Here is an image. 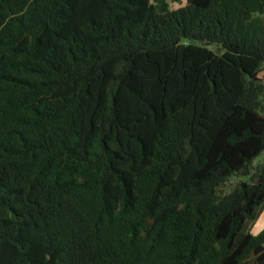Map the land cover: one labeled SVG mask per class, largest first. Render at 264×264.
Masks as SVG:
<instances>
[{
  "label": "trees",
  "instance_id": "obj_1",
  "mask_svg": "<svg viewBox=\"0 0 264 264\" xmlns=\"http://www.w3.org/2000/svg\"><path fill=\"white\" fill-rule=\"evenodd\" d=\"M264 0H0V264H264Z\"/></svg>",
  "mask_w": 264,
  "mask_h": 264
},
{
  "label": "crops",
  "instance_id": "obj_2",
  "mask_svg": "<svg viewBox=\"0 0 264 264\" xmlns=\"http://www.w3.org/2000/svg\"><path fill=\"white\" fill-rule=\"evenodd\" d=\"M264 210L262 211V213H261V215H260V217H259V219L257 220V225H256V223H255V225H254V229H252V231H255L256 230V232L255 233H258V232H260L263 228H264ZM263 218V219H262Z\"/></svg>",
  "mask_w": 264,
  "mask_h": 264
},
{
  "label": "rangeland",
  "instance_id": "obj_3",
  "mask_svg": "<svg viewBox=\"0 0 264 264\" xmlns=\"http://www.w3.org/2000/svg\"><path fill=\"white\" fill-rule=\"evenodd\" d=\"M262 16L264 17V13L262 14ZM263 75H264V73H263ZM264 158V154L263 155H261L259 158H257V161H260V160H262ZM264 210V209H263ZM264 215V214H263ZM263 219V218H262ZM254 225L255 224H253V225H251V229H254ZM256 225H257V223H256ZM253 232H256V230L255 231H253Z\"/></svg>",
  "mask_w": 264,
  "mask_h": 264
}]
</instances>
